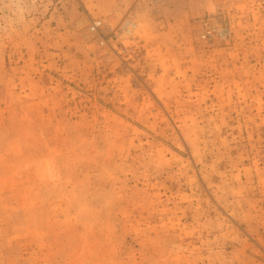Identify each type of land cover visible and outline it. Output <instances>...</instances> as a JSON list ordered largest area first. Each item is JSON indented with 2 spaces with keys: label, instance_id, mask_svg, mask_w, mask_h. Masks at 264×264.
<instances>
[{
  "label": "rangeland",
  "instance_id": "obj_1",
  "mask_svg": "<svg viewBox=\"0 0 264 264\" xmlns=\"http://www.w3.org/2000/svg\"><path fill=\"white\" fill-rule=\"evenodd\" d=\"M0 264H264V0H0Z\"/></svg>",
  "mask_w": 264,
  "mask_h": 264
},
{
  "label": "built area",
  "instance_id": "obj_2",
  "mask_svg": "<svg viewBox=\"0 0 264 264\" xmlns=\"http://www.w3.org/2000/svg\"><path fill=\"white\" fill-rule=\"evenodd\" d=\"M161 1V0H151ZM103 24L102 20L94 21L92 29H96ZM203 30L201 37L205 40H226L232 33V27L229 22H219L214 14H209L202 20ZM138 22L134 19H126L123 24V31L126 34L132 35L138 29Z\"/></svg>",
  "mask_w": 264,
  "mask_h": 264
}]
</instances>
